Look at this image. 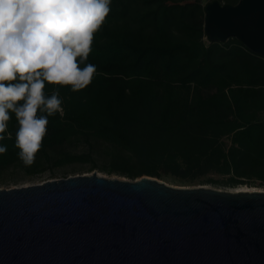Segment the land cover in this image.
Here are the masks:
<instances>
[{"label": "trees", "instance_id": "16d2710c", "mask_svg": "<svg viewBox=\"0 0 264 264\" xmlns=\"http://www.w3.org/2000/svg\"><path fill=\"white\" fill-rule=\"evenodd\" d=\"M203 19L196 3L112 0L88 57L97 69L91 84L78 92L59 88L63 115L48 118L31 166L17 155L13 116L0 174L79 160L73 150L81 141L86 157L102 152L134 178L140 164L264 171V56L235 38L230 48L206 44ZM54 87L47 86L49 94Z\"/></svg>", "mask_w": 264, "mask_h": 264}, {"label": "water", "instance_id": "95a60500", "mask_svg": "<svg viewBox=\"0 0 264 264\" xmlns=\"http://www.w3.org/2000/svg\"><path fill=\"white\" fill-rule=\"evenodd\" d=\"M204 28L264 56V0H214ZM0 264H264V191L97 172L0 188Z\"/></svg>", "mask_w": 264, "mask_h": 264}, {"label": "clouds", "instance_id": "9594fccd", "mask_svg": "<svg viewBox=\"0 0 264 264\" xmlns=\"http://www.w3.org/2000/svg\"><path fill=\"white\" fill-rule=\"evenodd\" d=\"M112 0H0V155L18 129L17 155L35 163L47 135L49 117L63 115L59 88L78 92L97 69L88 63L95 34L111 11ZM54 87L49 94L47 86Z\"/></svg>", "mask_w": 264, "mask_h": 264}, {"label": "rangeland", "instance_id": "374dc122", "mask_svg": "<svg viewBox=\"0 0 264 264\" xmlns=\"http://www.w3.org/2000/svg\"><path fill=\"white\" fill-rule=\"evenodd\" d=\"M180 3H196L204 8V27H205V8L208 3L214 0H174ZM239 1V0H238ZM223 4L228 0H219ZM237 3V2H236ZM235 3V4H236ZM205 29V28H204ZM234 38L225 42V47L230 48L236 42ZM236 39V38H235ZM202 40L209 44L208 36L204 35ZM216 91L212 87L205 92L210 95ZM260 120H264V110L259 113ZM227 148L230 147L231 142L228 138L222 139ZM99 141H95V145H100ZM78 148H74L73 152L77 155L79 160H64L61 163L43 161L35 168L27 170L20 168L11 170L0 174V188H10L15 186L30 185L42 183L47 180L68 177L71 175L87 174L97 172L100 175L121 178V179H134V173L125 167H116L112 164L109 158H106L102 152H89L88 146L85 142H76ZM85 155V156H84ZM137 177L151 176L166 182L175 187H199L206 186L220 190H260L264 191V171H247L244 169L233 170L231 172H221L217 169L208 167L197 168L196 170L186 169L185 166L178 168L165 163H160L154 166L140 164L137 166L135 172Z\"/></svg>", "mask_w": 264, "mask_h": 264}]
</instances>
